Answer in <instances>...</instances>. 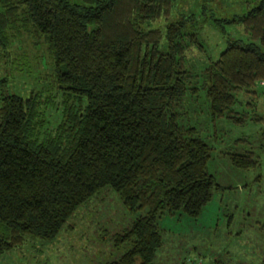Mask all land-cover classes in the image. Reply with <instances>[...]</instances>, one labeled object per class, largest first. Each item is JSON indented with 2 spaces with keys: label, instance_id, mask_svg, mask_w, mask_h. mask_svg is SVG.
Here are the masks:
<instances>
[{
  "label": "trees",
  "instance_id": "obj_1",
  "mask_svg": "<svg viewBox=\"0 0 264 264\" xmlns=\"http://www.w3.org/2000/svg\"><path fill=\"white\" fill-rule=\"evenodd\" d=\"M253 1L225 21L244 38L225 36L212 59L175 0H0V50L21 35L42 39L60 98L44 132L47 97L15 94L0 78V254L52 241L108 189L134 215L113 235L122 251L109 264H153L161 216L196 218L221 189L206 171L210 147L188 122L199 92L211 120L240 123L237 97L264 87V0ZM190 50L202 57L188 62ZM228 159L242 170L256 163L248 153Z\"/></svg>",
  "mask_w": 264,
  "mask_h": 264
},
{
  "label": "rangeland",
  "instance_id": "obj_2",
  "mask_svg": "<svg viewBox=\"0 0 264 264\" xmlns=\"http://www.w3.org/2000/svg\"><path fill=\"white\" fill-rule=\"evenodd\" d=\"M254 3L175 0V11L192 15L204 55L216 59L224 48L225 36L244 38L237 24L225 21ZM15 40L6 52L0 50V78L7 79L8 89L13 84L18 95L39 88L51 102L43 113L46 124L42 129L48 132L51 120L57 117L60 98L51 82L45 45L42 39L27 34ZM185 56L192 63L202 54L190 50ZM254 91L255 98L241 94L232 107L239 115H233L235 118L242 120L240 116L245 115L240 123L228 118L211 120L199 92L188 122L210 147L206 171L221 189L213 191L196 218L180 213L161 216L162 245L153 264H260L264 260V87L255 86ZM234 153L250 154L254 167L234 168L228 159ZM132 219L134 215L127 213L118 196L104 189L77 209L52 241H26L0 254V264H109L122 251L113 246V235L120 234Z\"/></svg>",
  "mask_w": 264,
  "mask_h": 264
}]
</instances>
